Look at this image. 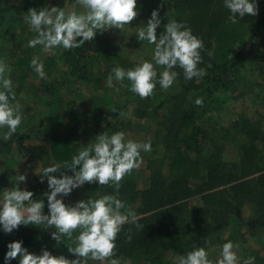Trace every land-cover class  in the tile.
I'll return each mask as SVG.
<instances>
[{
    "label": "trees",
    "instance_id": "16d2710c",
    "mask_svg": "<svg viewBox=\"0 0 264 264\" xmlns=\"http://www.w3.org/2000/svg\"><path fill=\"white\" fill-rule=\"evenodd\" d=\"M161 1L183 15L185 25L203 40L205 50L201 53L203 62L199 67L206 70V75L199 80H186L183 70L177 68L175 70L180 73L177 90H164L157 84L152 96L141 99L115 81V87L106 86L114 67L126 70L133 67L108 45L94 39L77 49L62 48L59 56L64 67L62 76L42 82L39 99L48 110L49 125L45 126L43 138L49 145V157L53 163L62 166L65 161L70 163L72 156L78 153L71 132L60 122V94L79 82L92 83L95 89L104 93L116 92L124 102L123 110H130L137 120L156 121L151 139L152 154L163 150L164 155L156 160L163 161L167 157V168L172 176L166 180L159 168L150 167L149 179L141 190H137L131 178L121 182L118 192L115 187L109 189L108 194L117 196L127 206L136 205V213L141 216L139 227L131 223L123 226L113 258L120 259L131 249L149 259V264H175L178 257L186 256L196 248L233 242V231L229 239H223L222 232L229 228L230 217H236L235 213L244 204H249L251 210L248 226L253 230L264 228V172L260 170L264 157V131L261 124L250 118L233 121L231 139L237 144L239 160L228 163L223 159V141L229 137V129L217 124L213 116L223 108L220 97L237 91L240 74L244 66L251 63L253 49L264 50V0L259 3L255 0L256 16H237L235 22L224 0ZM42 4V0L0 3V34L6 27L15 25L20 16H26L29 9L39 11ZM248 23L250 28L245 39L240 30ZM209 51L213 52L212 56L208 55ZM2 57L0 54V59ZM31 61L28 55L9 60L11 71L8 76L12 83H17L15 91L28 78ZM254 67L252 71L263 77L261 63ZM124 83L130 86L127 80ZM201 97L203 105L197 106L195 101ZM108 112L104 130H109L110 135L121 132L125 122L116 111L110 109ZM102 118L100 111L95 121L99 127ZM10 145L9 140L0 136V153L8 152ZM62 172L73 175L70 169H62ZM195 199L197 203L191 202ZM44 202L47 205V197ZM51 233L30 225L5 233L0 225V264H19V258L10 262L5 259L8 244L16 241H22L30 253L41 255L47 249L54 256L76 259L68 251L75 245L67 237L57 245ZM170 254L175 260L169 258Z\"/></svg>",
    "mask_w": 264,
    "mask_h": 264
},
{
    "label": "clouds",
    "instance_id": "9594fccd",
    "mask_svg": "<svg viewBox=\"0 0 264 264\" xmlns=\"http://www.w3.org/2000/svg\"><path fill=\"white\" fill-rule=\"evenodd\" d=\"M83 11H77L73 5L70 10L60 7H43L39 11L29 9L23 17L30 30L36 33L28 46L41 47L44 53L63 48L72 50L80 48L86 41H93L97 32L111 28L120 29L139 16L137 0H76ZM224 5L230 10L233 22L238 16H256L258 6L255 0H224ZM161 25L159 10H154L147 25L138 27L137 38L154 45L152 61H144L132 69L116 66L108 75L106 86L115 87L114 81L121 87L146 99L154 94L157 84L167 90L179 76L175 69H182L184 78L199 80L206 75V70L199 67L203 62L201 55L205 50L204 42L193 34L184 23L175 20L164 25L165 31L157 37V28ZM209 56L213 52H208ZM32 69L42 78L47 79L44 64L39 56L31 61ZM157 67L163 68L159 72ZM11 69L0 61V128L8 129L5 140L11 139L20 127L23 116L21 105L16 101L12 80L8 73ZM125 80L130 82L125 84ZM119 89H117L118 91ZM197 106L203 105V98H197ZM111 111H117L112 108ZM124 117L130 115L120 112ZM151 141L138 142L126 139L124 132L109 135L103 132L73 155L71 162L53 163L36 171L41 183L45 178L48 183L47 197L49 212L44 214V200L33 199L34 193L21 190V183L27 181V174L15 176V186L5 189L0 198V225L5 233H11L21 225H44L45 229L55 228L51 233L53 240L59 245L63 237L69 240L73 234L75 247L68 251L77 258L70 260L64 255L54 256L44 249L41 255L30 253L23 247L22 241L8 244L9 251L6 261L19 258V264H89L97 261L99 264H121L116 256V240L125 224H138L137 213L122 202L117 196L106 194L98 199L81 200L74 206L64 203L63 198L76 188L86 183L98 182L100 186H115L117 192L123 178L134 169L138 170L144 163L142 152L151 151ZM70 169L73 175L62 172ZM61 173L60 177L54 175ZM131 239V237H129ZM239 244L229 241L224 243L220 257L214 262L209 259V253L204 247L196 248L176 259L175 264H241L238 256ZM255 257L243 260V264H254Z\"/></svg>",
    "mask_w": 264,
    "mask_h": 264
},
{
    "label": "rangeland",
    "instance_id": "374dc122",
    "mask_svg": "<svg viewBox=\"0 0 264 264\" xmlns=\"http://www.w3.org/2000/svg\"><path fill=\"white\" fill-rule=\"evenodd\" d=\"M14 1L0 0V3L5 5L6 3H14ZM259 1L256 0L257 3ZM42 2L43 7H60L70 10L75 5L78 12L83 11L76 4V0H42ZM137 4L139 16L130 25H126L122 31L111 28L103 32H97L94 38L108 45L111 50L117 53L125 62L131 64L133 68L146 60L152 61L155 46L148 44L146 41L138 40L136 32L138 27L147 25L154 10H159L161 18V25L157 28L158 38L165 31L164 25L168 21L175 20L186 23L183 15L169 8L161 0H137ZM23 17L24 15L20 16L15 25L11 28L6 27L3 33L0 34V54L3 56L0 61H3L9 67V60L13 61L14 58L16 59L22 55H28L31 59L39 56L44 64L47 79H42L31 67L28 78L23 82L21 88L15 91L17 83H13L16 101L21 105L23 120L17 132L13 134L11 139H8L11 142L10 150L0 153V198H2L5 189L15 186V176L17 174H27V181L20 185L21 190L32 191L34 193L33 199L40 200L42 198L44 200L46 198L44 193L49 191L47 179L45 178L44 182L41 183V178L35 170L42 172L43 168L51 166L53 162L49 157L48 142L43 138L45 126L49 125L46 119L48 110L40 102L39 96L42 82L59 79L62 76L61 73L64 67L59 61L62 48L54 49L46 54L41 51L40 46L29 47V41L35 38L36 33L30 30ZM243 28L242 31L239 30L246 39L250 28L249 23L245 24ZM259 53L262 55L258 56ZM250 62L244 66L240 74V85L237 86V91L220 97L219 100L222 101L223 108L220 113L213 115L217 124L229 129V137L226 141H223V159L228 163H236L239 160L237 144L231 139L233 134L231 124L233 121L243 118L258 120L264 131V76H257L255 71H252L257 63H261L264 67V50L253 49ZM157 71L159 77V72L163 71V68L157 67ZM178 88L179 83L176 80L167 90H177ZM60 96L62 98V103L59 106V113L62 116L60 122H63L66 129L71 132L72 141L76 142L77 145V153L81 148L86 147L88 143L94 142L95 138L101 133L107 132L110 135L109 130H104L106 127L104 120L109 113L108 111L112 108L117 110L118 116L125 122L121 132L125 133L126 139L148 142L153 137L156 121L149 119L137 120L131 115L130 110H123L124 102L116 92L104 93L95 89L92 83L79 82L71 89L63 90ZM100 111L103 112V118L99 127L95 124V121L98 119ZM120 112L130 113V115L121 117ZM7 131L6 127L0 128V136L4 138ZM141 155L144 163L138 170L134 169L126 175L123 180L131 178L135 182L137 190H141L149 179L150 167L154 170L159 168L162 177L166 180L171 178L172 174L167 168V157L163 161L156 160L164 155L163 150L159 149L152 154L151 148V151L142 152ZM260 170L264 172V157L260 163ZM54 175L60 177L61 173H55ZM114 187L113 185L100 186L98 182L86 183L74 189L68 196H58V199L63 198L65 204L74 206L81 200L98 199L108 194L109 189ZM191 202L197 203V199ZM129 207L135 212L137 211L136 205ZM43 211L44 214L49 212L46 204ZM235 214L236 217L231 216L229 219V228L222 232L223 239H229L230 233L233 231L235 234L233 243H238L240 246L237 251L241 264H243V260L249 257H255L254 264H264V228L253 230L248 226L251 216L249 204L242 205ZM137 216L141 217L138 214ZM30 226L45 229L44 225ZM47 230L56 231L54 227ZM78 234V232L74 233L73 238L70 240L75 246V237ZM222 246L223 244H214L206 248L210 260L215 262L220 257ZM169 258L175 260L173 254H170ZM119 260L121 264L150 263L149 259L131 249ZM89 264H99V262L90 260Z\"/></svg>",
    "mask_w": 264,
    "mask_h": 264
}]
</instances>
